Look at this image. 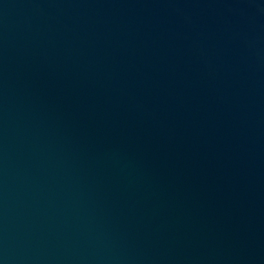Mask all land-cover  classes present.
<instances>
[{"label": "water", "instance_id": "95a60500", "mask_svg": "<svg viewBox=\"0 0 264 264\" xmlns=\"http://www.w3.org/2000/svg\"><path fill=\"white\" fill-rule=\"evenodd\" d=\"M0 264H264V0H0Z\"/></svg>", "mask_w": 264, "mask_h": 264}]
</instances>
